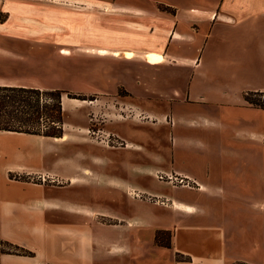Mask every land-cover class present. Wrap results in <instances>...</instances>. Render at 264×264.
I'll return each mask as SVG.
<instances>
[{"label":"crops","instance_id":"obj_1","mask_svg":"<svg viewBox=\"0 0 264 264\" xmlns=\"http://www.w3.org/2000/svg\"><path fill=\"white\" fill-rule=\"evenodd\" d=\"M81 3L125 40L60 48L77 51L73 82L90 81L96 145L65 132L90 129L79 111L61 137L0 130V240L33 252L0 264H264V109L244 99L264 91V0ZM75 16L95 21L73 12V33L89 29ZM4 41L0 86L42 90V51L20 62Z\"/></svg>","mask_w":264,"mask_h":264},{"label":"rangeland","instance_id":"obj_2","mask_svg":"<svg viewBox=\"0 0 264 264\" xmlns=\"http://www.w3.org/2000/svg\"><path fill=\"white\" fill-rule=\"evenodd\" d=\"M79 1H90L92 3H104V2H117V0H76L78 4ZM74 4L68 0H0V35L4 37H9L14 41V46L16 48V60L24 62L29 56V51L38 53L42 51V90L48 89H59L62 90V101L64 106L70 102V108L68 111H65L63 114V119L66 121H72L79 112H81V119L86 123L90 122V129L82 130L80 133L73 130L71 127L65 129L67 134L74 133L76 140H80L78 143L90 142V144L96 145V142L93 141L94 137L97 136L92 132V129H95L97 126L96 119H89L91 114L87 115V105L88 102L94 99L93 95L87 94L88 85L90 81L85 75L80 79L79 82L74 83L70 75L71 70H74L73 61L76 60L77 51L73 52L63 50L60 52V48L72 47V45L78 44H118L121 41L120 37H115L113 35L101 33L97 30V27L104 29L108 27L101 22L104 17L103 10L100 8L86 6L81 3ZM82 6V7H81ZM80 11L82 13H90L95 17V21L83 19L81 16H75L76 20L80 21V25H85L89 29H84L83 31L72 32L71 21L73 19V12ZM58 27H54L56 24ZM55 35H59V38H63V42H56ZM30 40H35L36 42L30 43ZM42 40V42H38ZM71 40L73 43H71ZM8 43L6 41L0 43V56L7 53L6 46ZM86 68L91 64V60L83 59L81 60ZM18 71H21V67H16ZM72 83V84H71ZM64 84H67L68 87L74 89H64ZM92 84V83H91ZM75 85H79V89ZM119 94L123 92L119 91ZM70 97H85V99L79 98H70ZM102 100V98H101ZM81 104V105H78ZM100 104H102L100 102ZM79 109V110H77ZM112 109V108H111ZM96 124V126H92ZM111 127V126H110ZM140 127L134 128L133 126H128V133L124 134L126 140H132L137 143H142L144 141L136 137L135 131L139 130ZM131 130V135L129 131ZM134 132V133H133ZM63 134V139H57L59 141L68 139V135ZM84 137L83 139L77 138ZM92 137V138H91ZM110 144L117 145L116 140L110 139ZM83 147V146H82ZM102 153V152H101ZM129 153V152H127ZM144 160L139 159V162L143 163ZM165 174H161L164 179ZM132 178H135L131 175ZM160 178V175H159ZM162 179V177L160 178ZM143 182L148 184L151 182L150 179H147L143 176ZM43 181V180H42ZM44 182V181H43ZM144 183V184H145ZM152 186H157V184H152ZM160 188H162L160 186Z\"/></svg>","mask_w":264,"mask_h":264},{"label":"trees","instance_id":"obj_3","mask_svg":"<svg viewBox=\"0 0 264 264\" xmlns=\"http://www.w3.org/2000/svg\"><path fill=\"white\" fill-rule=\"evenodd\" d=\"M62 90L0 86V130L61 137L63 133ZM63 98V97H62ZM85 99V97H70ZM244 99L255 107L264 109V91L246 92ZM11 178L28 180L26 176L10 175ZM169 231L158 230L155 242L169 246ZM0 251L4 253L32 256L30 250L0 240ZM177 259H185L176 254Z\"/></svg>","mask_w":264,"mask_h":264},{"label":"built area","instance_id":"obj_4","mask_svg":"<svg viewBox=\"0 0 264 264\" xmlns=\"http://www.w3.org/2000/svg\"><path fill=\"white\" fill-rule=\"evenodd\" d=\"M170 180L174 181L176 184L181 185V186H186V187H192L190 184V180L186 179L183 176H178V177H170Z\"/></svg>","mask_w":264,"mask_h":264},{"label":"bare ground","instance_id":"obj_5","mask_svg":"<svg viewBox=\"0 0 264 264\" xmlns=\"http://www.w3.org/2000/svg\"><path fill=\"white\" fill-rule=\"evenodd\" d=\"M150 58V57H149Z\"/></svg>","mask_w":264,"mask_h":264}]
</instances>
